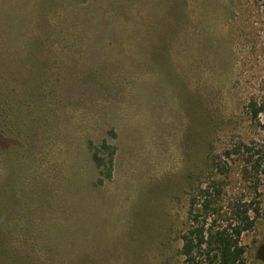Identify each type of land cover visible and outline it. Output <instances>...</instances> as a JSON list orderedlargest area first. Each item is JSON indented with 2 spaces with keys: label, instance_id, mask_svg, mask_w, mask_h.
Listing matches in <instances>:
<instances>
[{
  "label": "rangeland",
  "instance_id": "obj_1",
  "mask_svg": "<svg viewBox=\"0 0 264 264\" xmlns=\"http://www.w3.org/2000/svg\"><path fill=\"white\" fill-rule=\"evenodd\" d=\"M162 3L0 0V264H182L189 178L210 155L226 207L258 202L240 242L264 264V14L184 0L190 32L162 50ZM89 138L117 149L102 185Z\"/></svg>",
  "mask_w": 264,
  "mask_h": 264
},
{
  "label": "trees",
  "instance_id": "obj_2",
  "mask_svg": "<svg viewBox=\"0 0 264 264\" xmlns=\"http://www.w3.org/2000/svg\"><path fill=\"white\" fill-rule=\"evenodd\" d=\"M259 3L261 12L264 14V0H255ZM161 12L165 23L164 35L160 36L159 49L164 47L166 37L180 36L186 30L190 32L186 22V6L184 0H162ZM155 26H152V32ZM163 38V39H162ZM168 39V40H169ZM167 42V41H166ZM163 50V49H162ZM13 75V80H18L20 71L9 70ZM24 74V73H22ZM17 75V77H16ZM199 103L195 112L200 110ZM251 118H256L263 111L261 106L257 107L255 101L247 105ZM87 153L96 169L98 170L97 184L102 185L111 178L113 160L116 147L105 139L95 142L89 138L86 143ZM238 150V148L236 149ZM248 156L245 159L242 176L245 180L250 179L254 174V189H257L258 172L261 165L259 157L254 159V155L249 148H246ZM250 153V154H249ZM229 153H227L228 155ZM206 168L200 175L189 178V193L187 199L186 217L183 228L180 232L179 255L182 264H245V248L240 242L241 235L254 227L255 216L259 213V206L256 200L244 202L241 198H236L224 205L222 193L224 191V181L218 177L223 172L222 166L210 155L206 159ZM207 172L205 181H196ZM227 174L226 172L224 173ZM191 180V181H190ZM20 264H25L24 260Z\"/></svg>",
  "mask_w": 264,
  "mask_h": 264
}]
</instances>
